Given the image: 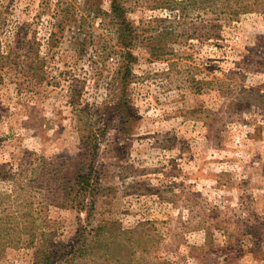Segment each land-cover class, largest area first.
I'll list each match as a JSON object with an SVG mask.
<instances>
[{
  "label": "rangeland",
  "instance_id": "1",
  "mask_svg": "<svg viewBox=\"0 0 264 264\" xmlns=\"http://www.w3.org/2000/svg\"><path fill=\"white\" fill-rule=\"evenodd\" d=\"M57 156L91 200L32 188ZM0 225V264H264V0H0Z\"/></svg>",
  "mask_w": 264,
  "mask_h": 264
},
{
  "label": "trees",
  "instance_id": "2",
  "mask_svg": "<svg viewBox=\"0 0 264 264\" xmlns=\"http://www.w3.org/2000/svg\"><path fill=\"white\" fill-rule=\"evenodd\" d=\"M114 4V3H113ZM114 8L117 9L115 4ZM95 148V147H94ZM81 160L72 159L62 161L60 156L52 157L49 159L42 158L34 169H32V177L30 184L33 189L43 191L46 194L58 193L62 197L63 205H66L65 200L69 206H74V202L85 195L92 199V178L96 175L93 164H89ZM97 178V175H96ZM35 219L32 218L30 223H34ZM0 229L7 235L8 231L1 227ZM9 241V239H8ZM7 242V241H6ZM52 251H40L36 255L33 264H51Z\"/></svg>",
  "mask_w": 264,
  "mask_h": 264
}]
</instances>
